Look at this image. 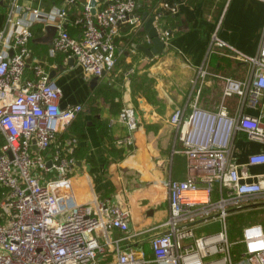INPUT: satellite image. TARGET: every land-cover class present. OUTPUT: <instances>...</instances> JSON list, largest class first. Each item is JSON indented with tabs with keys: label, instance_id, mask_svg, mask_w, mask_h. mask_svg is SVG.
I'll list each match as a JSON object with an SVG mask.
<instances>
[{
	"label": "built area",
	"instance_id": "built-area-1",
	"mask_svg": "<svg viewBox=\"0 0 264 264\" xmlns=\"http://www.w3.org/2000/svg\"><path fill=\"white\" fill-rule=\"evenodd\" d=\"M140 1L104 0L95 14L88 2L73 19L66 7L44 10L0 0V11L8 10L0 28V264H104L108 246L114 248V264H264V225L246 226L240 248L230 240L228 225L232 212L264 203V170L249 169L264 166V149L251 153L245 164L234 158L239 134L264 145V30L255 56L234 49L217 33L212 39L213 46L232 49L249 65L248 78L229 81L225 96H240L242 108L257 109L258 115L232 116L225 105L206 110L196 99L190 110L178 108L171 116L187 176L162 182L169 192V217L154 228L159 233L150 241V254L126 249L123 242L130 237H111L116 229L129 233V209L99 198L80 203L72 193L76 158L72 144L59 135L83 105H61L62 89L31 50L33 29L37 23L55 26L50 56L75 59L85 79L102 77L117 65L121 25L140 22ZM68 25L81 32L72 34ZM160 37L168 46L172 31ZM119 121L127 133L115 142L130 148L139 126L135 108L124 107ZM214 220L222 224L217 233L197 234L200 224Z\"/></svg>",
	"mask_w": 264,
	"mask_h": 264
},
{
	"label": "crops",
	"instance_id": "crops-1",
	"mask_svg": "<svg viewBox=\"0 0 264 264\" xmlns=\"http://www.w3.org/2000/svg\"><path fill=\"white\" fill-rule=\"evenodd\" d=\"M90 1L41 0L38 7L44 10L66 7L75 19ZM102 2L97 0L96 6ZM146 13L155 17V26L160 32L172 31L168 50L152 57L149 50L153 43L143 18ZM136 15L140 18L138 24L120 27L115 69L98 77L94 87L95 77L85 79L77 61H67L63 53L55 58L50 56L54 37L42 23L35 25L30 47L50 75L55 71L52 80L62 89L61 105H83V112L60 134L72 144L76 158L71 173L73 195L80 203L99 198L129 209V233L116 229L111 237H130L123 242L126 249L145 250L150 254V241L159 233L154 228L169 217V192L162 182L168 178L183 180L187 176V159L181 152L176 127L171 123L175 110H190L191 102L197 99L198 105L206 110L215 111L225 105L232 116L242 111L259 114V110L250 106L243 109L240 96H225L229 81L242 82L248 78L249 65L238 60L232 49L213 46L212 39L217 33L234 49L248 55L257 54L264 30V2L141 0ZM67 28L75 35L81 32L78 26ZM100 88L102 91L98 93ZM127 106L135 108L139 119L134 145L130 148L115 142L127 133L119 121L120 111ZM263 149L262 143L249 141L245 134H239L234 143V158L245 164L251 153ZM249 169L256 174L264 166ZM252 204L248 207L251 211L264 208V203ZM210 222L200 224L197 234L201 235L202 227ZM218 223L221 228V222ZM257 223L264 225L252 224ZM246 226L240 230L239 224L229 225L230 240L237 248ZM101 259L104 264H114V248L108 246Z\"/></svg>",
	"mask_w": 264,
	"mask_h": 264
},
{
	"label": "rangeland",
	"instance_id": "rangeland-1",
	"mask_svg": "<svg viewBox=\"0 0 264 264\" xmlns=\"http://www.w3.org/2000/svg\"><path fill=\"white\" fill-rule=\"evenodd\" d=\"M26 4H29L32 7H38L40 5L41 0H24ZM256 55V54H255ZM251 55V56H255ZM98 93L101 92V88L98 89ZM257 215L256 218H253ZM251 218V219H250ZM229 225H237L239 224L240 230L245 225H250L255 222H262L264 223V208H260L258 211H251L250 208L244 209V210H238L232 212L228 219ZM222 228V226H221ZM221 228H219L218 221H212L202 227L201 235L207 236L211 234L217 233ZM237 240V239H234Z\"/></svg>",
	"mask_w": 264,
	"mask_h": 264
},
{
	"label": "water",
	"instance_id": "water-1",
	"mask_svg": "<svg viewBox=\"0 0 264 264\" xmlns=\"http://www.w3.org/2000/svg\"><path fill=\"white\" fill-rule=\"evenodd\" d=\"M90 4L92 6V13L95 14L97 11L96 5H97V0H91ZM144 20H146V24H145V28L149 33V37L153 43V47L149 50V56H154V55H158L161 54L165 51L168 50L169 46H167V44L165 43V41H163L160 37V32L159 30L156 28L155 26V22L156 19L154 16H149V13H146L144 15ZM48 33L50 34V36H55L57 33V28L53 25H48L46 26ZM49 36V38H50ZM13 52H11L12 54ZM72 63L75 61V59H71ZM61 69H64V66H61ZM55 75V71L51 72V79L54 78ZM105 75V74H103ZM98 77H95L94 80L92 81V87H94L95 83L97 82ZM51 165V164H50Z\"/></svg>",
	"mask_w": 264,
	"mask_h": 264
},
{
	"label": "trees",
	"instance_id": "trees-1",
	"mask_svg": "<svg viewBox=\"0 0 264 264\" xmlns=\"http://www.w3.org/2000/svg\"><path fill=\"white\" fill-rule=\"evenodd\" d=\"M56 1H59V0H56ZM60 1H64V0H60ZM7 16H8V10L6 7H4L0 11V28L4 26L6 19H7ZM70 32L75 35V33H73L72 31H70ZM59 138L63 140V136L59 135Z\"/></svg>",
	"mask_w": 264,
	"mask_h": 264
}]
</instances>
